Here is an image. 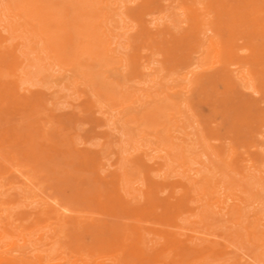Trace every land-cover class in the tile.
Masks as SVG:
<instances>
[{
  "label": "rangeland",
  "instance_id": "374dc122",
  "mask_svg": "<svg viewBox=\"0 0 264 264\" xmlns=\"http://www.w3.org/2000/svg\"><path fill=\"white\" fill-rule=\"evenodd\" d=\"M11 263L264 264V0H0Z\"/></svg>",
  "mask_w": 264,
  "mask_h": 264
},
{
  "label": "bare ground",
  "instance_id": "6f19581e",
  "mask_svg": "<svg viewBox=\"0 0 264 264\" xmlns=\"http://www.w3.org/2000/svg\"><path fill=\"white\" fill-rule=\"evenodd\" d=\"M152 13H153V12H152ZM152 13H151V14H152ZM50 35H51V33H50ZM229 154H230V153H229ZM138 166H139V165H138ZM96 171H97V170H96ZM117 181H118V180H117ZM128 196H129V195H128ZM127 199H128V198H127ZM65 210H66V209H65ZM63 212L65 213V211H63ZM66 214H67V212H66ZM222 241H223V240H222ZM14 243H15V242H14ZM11 264H12V263H11Z\"/></svg>",
  "mask_w": 264,
  "mask_h": 264
}]
</instances>
